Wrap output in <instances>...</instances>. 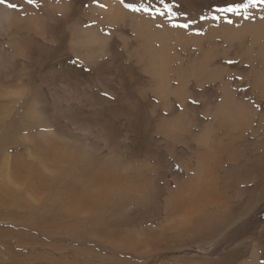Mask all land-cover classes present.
<instances>
[{"label":"rangeland","instance_id":"obj_1","mask_svg":"<svg viewBox=\"0 0 264 264\" xmlns=\"http://www.w3.org/2000/svg\"><path fill=\"white\" fill-rule=\"evenodd\" d=\"M9 2L0 264H264V3Z\"/></svg>","mask_w":264,"mask_h":264},{"label":"bare ground","instance_id":"obj_2","mask_svg":"<svg viewBox=\"0 0 264 264\" xmlns=\"http://www.w3.org/2000/svg\"><path fill=\"white\" fill-rule=\"evenodd\" d=\"M162 77V76H161ZM261 82V81H260ZM160 88V87H159ZM228 88V87H227ZM247 91V90H246ZM227 94V93H226ZM248 94V93H247ZM229 95H230V93H229ZM229 100V99H228ZM228 107V106H227ZM240 108V107H239ZM238 108V109H239ZM244 108V107H243ZM238 111V110H237ZM242 114V113H241ZM190 131V130H189ZM223 144V143H222ZM235 170V169H234ZM190 191V190H189ZM194 191V190H193ZM193 191H192V193H193ZM76 193H79V194H74L73 195V197H74V199L72 200V201H74V205H76V207L77 206H80L79 204L80 203H87L88 204V207H89V205L90 204H92L91 203V201L90 200H92L93 199V197H90L89 195H88V187H86V190L85 189H83V191L82 192H76ZM64 195V194H63ZM224 196V195H223ZM233 197V196H232ZM96 198V197H95ZM190 199V198H189ZM229 200V199H228ZM233 200V199H232ZM147 201V200H146ZM235 201V200H234ZM233 201V202H234ZM187 202H188V200H187ZM128 203V202H127ZM234 203H236V202H234ZM233 203V205H235ZM82 205H84V204H82ZM214 205V204H213ZM216 205H218V204H216ZM86 206V205H85ZM59 207V206H58ZM226 207H228V206H226ZM120 209V208H119ZM213 209V208H212ZM228 209V208H227ZM233 209V211H234V209H235V207L234 208H232ZM118 211V210H117ZM221 211V210H220ZM226 211V210H225ZM230 212H231V210H229ZM229 211H227V213L229 212ZM222 213V212H221ZM220 213V214H221ZM229 214V213H228ZM122 216V215H121ZM231 216H232V214H231ZM231 216L229 215V217L231 218ZM234 216V215H233ZM122 218V217H121ZM229 218V219H230ZM96 219H97V221H98V218L96 217ZM95 219V220H96ZM221 219V218H220ZM226 219H227V217H226ZM120 220H122V219H120ZM85 221V220H84ZM123 221V220H122ZM122 221H121V223H122ZM220 221H223V220H220ZM53 222H55L54 220H53ZM81 222V221H80ZM95 222V221H94ZM111 222H112V220H111ZM116 222V221H115ZM124 222V221H123ZM202 222V221H201ZM201 222H200V225H201ZM216 222H218V220L216 221ZM226 222H227V220H226ZM225 222V223H226ZM86 223V222H85ZM84 223V224H85ZM97 223V222H96ZM203 223H206V222H203ZM218 223H220V222H218ZM223 223V222H222ZM95 224V223H94ZM123 224V223H122ZM207 224V223H206ZM217 224V223H216ZM91 225V224H90ZM111 225V224H110ZM203 225V224H202ZM205 225V224H204ZM204 225H203V228H204ZM76 226V225H75ZM92 226V225H91ZM98 226V225H97ZM213 226V225H212ZM122 227V226H121ZM206 227V226H205ZM220 227V226H219ZM73 228V227H72ZM87 228V227H86ZM86 228H85V230H86ZM207 228H208V224H207ZM216 228V227H215ZM206 228H204V230H205ZM220 229V228H219ZM81 230V229H80ZM211 230V229H210ZM216 230H217V228H216ZM215 230V231H216ZM201 231L202 230H200V231H198V233L199 234H201ZM206 231V230H205ZM192 232H194V231H192ZM84 233V232H83ZM94 233V232H93ZM205 233V232H204ZM209 233H211V232H209ZM95 234V233H94ZM205 234H207V232L205 233ZM85 235H87L86 233H85ZM107 235L108 236H110L111 234H110V232H108L107 233ZM89 236V235H88ZM101 236V235H100ZM104 237V236H103ZM106 237V236H105ZM98 238V237H97ZM101 238V237H100ZM113 238V237H112ZM86 239V238H85ZM119 239V237L118 238H116V240H118ZM150 239V238H149ZM92 240V239H91ZM87 241V240H86ZM112 241V240H111ZM106 242V241H105ZM104 242V243H105ZM144 242H145V240H144ZM98 243V242H97ZM92 245H94V244H92ZM98 245V244H97ZM100 245V244H99ZM107 245H109V246H112L113 247V249L114 250H118L117 252H120V250H129V251H135V250H139L140 248H144V247H146V246H144L143 247V241H140V242H138V241H134V239L132 240H130V238L128 237L127 239L125 238V234H124V236H123V238H122V240H118V241H112V243L110 244L108 241H107ZM150 245V244H149ZM152 245V244H151ZM156 245V244H155ZM107 247V246H106ZM149 246H147V248H148ZM95 248V247H94ZM97 248V247H96ZM99 248V247H98ZM110 248V247H109ZM146 248V249H147ZM150 248V247H149ZM93 249V248H92ZM111 249V248H110ZM151 249V248H150ZM144 250H145V248H144ZM99 251H100V249H99ZM102 251V250H101ZM142 254H144L142 251H140ZM140 254V253H139ZM141 255V254H140ZM119 256V255H118ZM140 258V257H139ZM120 259V258H119ZM67 260V259H66ZM103 261V260H102ZM221 261V260H220ZM215 262V261H214ZM70 263V262H69ZM103 263V262H102ZM203 263V262H202Z\"/></svg>","mask_w":264,"mask_h":264},{"label":"snow or ice","instance_id":"obj_3","mask_svg":"<svg viewBox=\"0 0 264 264\" xmlns=\"http://www.w3.org/2000/svg\"><path fill=\"white\" fill-rule=\"evenodd\" d=\"M121 2H123V0H121ZM254 2H256V0H247V2L244 3H230L228 4L226 7L223 8H219L218 11L219 12H223V13H233L236 15H241V14H246L247 13V9L250 6H253ZM260 3H264V0H259ZM26 3L29 5L35 4L36 0H26ZM161 3H164V0H161ZM0 4H7V6L11 9H17V8H22L23 5L21 4H16V3H10L9 0H0ZM125 7L131 9L134 12H140V11H144L146 13L152 14V9L144 4H140L139 6H137L136 4H126ZM165 7L169 9V11L171 10L170 5L165 4ZM156 12H160L159 9L155 10ZM163 14V13H160ZM231 21H229L230 23ZM180 27H187V25H179ZM107 95V94H106ZM195 103V101H193Z\"/></svg>","mask_w":264,"mask_h":264}]
</instances>
